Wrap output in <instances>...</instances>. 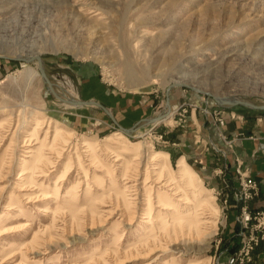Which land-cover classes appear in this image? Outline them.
<instances>
[{"label": "rangeland", "instance_id": "1", "mask_svg": "<svg viewBox=\"0 0 264 264\" xmlns=\"http://www.w3.org/2000/svg\"><path fill=\"white\" fill-rule=\"evenodd\" d=\"M248 109L264 114V0H0V264H229L262 185L205 131ZM205 201L209 223H172ZM243 264H264V242Z\"/></svg>", "mask_w": 264, "mask_h": 264}, {"label": "crops", "instance_id": "2", "mask_svg": "<svg viewBox=\"0 0 264 264\" xmlns=\"http://www.w3.org/2000/svg\"><path fill=\"white\" fill-rule=\"evenodd\" d=\"M244 113L246 114L245 116L243 115ZM243 114V118L241 117L239 119L224 117L222 123H220V127H213L210 131H205V135H210L212 140L216 142L217 150H214L213 158L215 155L221 158L222 154L223 158L220 160V163H228L230 172L234 170L235 161L239 160L242 162V168L244 170L256 176L262 188L260 194L250 202V208L252 210H258L264 206V114L259 115L249 109L244 110ZM222 132L230 136L239 134H241V136L235 139L231 147H228L221 139L220 133ZM195 156L202 162L201 164L207 163V159L205 158L207 154H205L204 151L197 152ZM181 158L187 162L186 159H184L186 157L182 156ZM204 164L201 167L202 169L205 168ZM213 164L215 166L222 165L218 162ZM207 173L209 175V180L218 183L212 170Z\"/></svg>", "mask_w": 264, "mask_h": 264}, {"label": "built area", "instance_id": "3", "mask_svg": "<svg viewBox=\"0 0 264 264\" xmlns=\"http://www.w3.org/2000/svg\"><path fill=\"white\" fill-rule=\"evenodd\" d=\"M238 191L237 199L245 202L258 194V185L252 177L243 174ZM234 219L241 225L238 233L240 241L237 251L228 258V263L243 264L251 261L252 251L264 242V209L252 213L247 206L243 205Z\"/></svg>", "mask_w": 264, "mask_h": 264}, {"label": "bare ground", "instance_id": "4", "mask_svg": "<svg viewBox=\"0 0 264 264\" xmlns=\"http://www.w3.org/2000/svg\"><path fill=\"white\" fill-rule=\"evenodd\" d=\"M30 57H32V56H30ZM29 57V59H27V60H31L32 58H34V57H32V58H30ZM35 57H37V56H35ZM35 60H36V58H34ZM125 71H126V75H127V77L128 78H134L133 76V70L130 68V67H127L126 69H125ZM29 74V73H28ZM28 76H30V75H28ZM50 85V84H49ZM59 98V97H58ZM218 99H220V97H218ZM226 99V98H225ZM230 101H232V100H230ZM65 102L66 103H68V100H65ZM69 104V103H68ZM250 104V103H249ZM75 106H77V105H75ZM38 109V108H37ZM39 112V111H38ZM42 122V121H41ZM168 123V122H167ZM9 124V123H8ZM39 129V128H38ZM56 129V128H55ZM46 132V131H45ZM61 132V131H60ZM56 134H58V132L55 130L54 131V136H56ZM117 133H115V135H116ZM62 141V140H61ZM29 142V141H28ZM42 142V141H41ZM50 142V141H49ZM114 143V142H113ZM117 142H115V144H116ZM41 144V143H40ZM27 145H28V143H27ZM42 146H44V145H42ZM51 148H52V146H51ZM109 148V147H108ZM35 150V149H34ZM89 151V150H88ZM38 152V151H37ZM36 152V153H37ZM115 152V154H114V156H115V160H118V159H120L119 158V152H118V150H115L114 151ZM33 153H35V152H33ZM144 157H143V160L146 158V150H144ZM34 155V154H33ZM152 155V154H151ZM35 156V155H34ZM164 156H165V154H163V153H161V154H157V153H155V155H153V156H151V157H149L150 158V160H149V162H155V161H158V158H160V165H159V167H156V169H158V171L157 172H155L154 173V175H156L157 177L155 178L156 180H158L160 177H161V173H162V170L164 169V166L166 165V160H165V158H164ZM38 157V156H37ZM91 157V156H90ZM147 157V159H149ZM156 157H158V158H156ZM122 159V158H121ZM94 162V161H93ZM122 165V164H121ZM127 165V164H126ZM24 166V165H23ZM28 166H30V165H28ZM27 166V167H28ZM39 166V165H38ZM26 167V168H27ZM124 167V166H123ZM177 167L179 168V176L181 177V180L182 181H184L185 183H188V184H190L191 185V175H194V172L188 167V165L183 161V160H180L179 162H178V164H177ZM125 170V169H124ZM154 171V170H153ZM168 171V170H167ZM112 172V171H111ZM144 174V173H143ZM30 176V175H29ZM27 177V176H26ZM148 177H147V175L145 176V179H147ZM145 181V180H144ZM148 182V181H147ZM172 182V181H171ZM143 183V182H142ZM156 183H158V182H156ZM173 183H167V181L165 182V186H171ZM170 190H173V194L174 195H182V193H183V190L181 189V186L180 185H173L171 188H169ZM181 197V196H180ZM179 198V197H178ZM164 200H159V202L161 203V205L162 206H160V205H158L159 207H161V208H166V207H168L169 205H170V203H169V200H168V198H163ZM180 199H183V200H187V198H186V196H183L182 198H180ZM204 204H208V201H205L204 203H197L195 206H194V213L193 214H187V215H184V214H181V213H178V209L176 208V207H173V211H174V213L175 212H177V217H175V218H173V220H172V223L174 224H176V223H178V222H180L181 221V223L184 225V226H187V227H189V229H191V228H195V229H197V228H199V226H200V224H203L204 222H208L209 223V221L208 220H204V221H202L201 220V218L202 217H198V215L200 214V213H197L196 211H199V210H201L202 209V207L204 206ZM157 206V207H158ZM174 206V205H173ZM208 207H211L212 208V206H210V204H208ZM172 209V208H171ZM173 213V214H174ZM145 214V213H144ZM211 222V221H210ZM171 223V224H172ZM147 244V243H146ZM157 246V245H156ZM172 249L173 250H176V251H178V252H181V253H183L185 250L184 249H182V248H179V247H172ZM174 258H172V261L170 262V264H179L177 261H175V260H173ZM155 260V259H154ZM153 260V261H154ZM169 263V262H168ZM166 264V263H165ZM188 264H192V263H188Z\"/></svg>", "mask_w": 264, "mask_h": 264}, {"label": "water", "instance_id": "5", "mask_svg": "<svg viewBox=\"0 0 264 264\" xmlns=\"http://www.w3.org/2000/svg\"><path fill=\"white\" fill-rule=\"evenodd\" d=\"M36 58V61H37V69L39 71V74L41 75V77L43 78V80L46 82V84L49 86V80L48 78L45 76L44 72H43V69H42V66H41V61H40V58L37 56L35 57ZM54 94V93H53ZM55 95V94H54ZM55 97H57L55 95ZM58 98V97H57ZM68 103L72 104V105H77V104H87V103H92V102H81V101H78V102H74V101H68ZM236 103H243V104H246L248 106H251V107H256V108H259V107H263L261 105H254V104H249L248 102H244L242 100H237V101H231L230 104H236ZM92 104H97V103H92Z\"/></svg>", "mask_w": 264, "mask_h": 264}]
</instances>
